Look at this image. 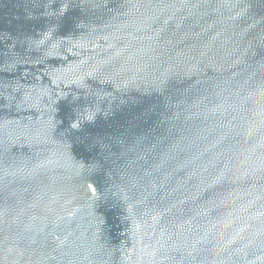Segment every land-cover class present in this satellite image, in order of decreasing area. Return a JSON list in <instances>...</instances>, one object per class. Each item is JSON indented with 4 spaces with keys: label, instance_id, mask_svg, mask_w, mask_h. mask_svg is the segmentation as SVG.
<instances>
[{
    "label": "water",
    "instance_id": "1",
    "mask_svg": "<svg viewBox=\"0 0 264 264\" xmlns=\"http://www.w3.org/2000/svg\"><path fill=\"white\" fill-rule=\"evenodd\" d=\"M0 264H264V0H0Z\"/></svg>",
    "mask_w": 264,
    "mask_h": 264
}]
</instances>
